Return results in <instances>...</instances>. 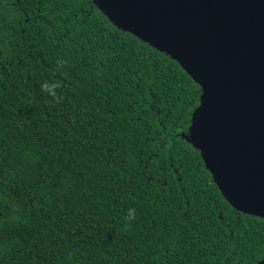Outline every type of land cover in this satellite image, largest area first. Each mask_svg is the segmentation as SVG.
Instances as JSON below:
<instances>
[{"label": "trees", "instance_id": "1", "mask_svg": "<svg viewBox=\"0 0 264 264\" xmlns=\"http://www.w3.org/2000/svg\"><path fill=\"white\" fill-rule=\"evenodd\" d=\"M201 86L93 0H0V264H259L189 140Z\"/></svg>", "mask_w": 264, "mask_h": 264}, {"label": "water", "instance_id": "2", "mask_svg": "<svg viewBox=\"0 0 264 264\" xmlns=\"http://www.w3.org/2000/svg\"><path fill=\"white\" fill-rule=\"evenodd\" d=\"M93 1L201 86L188 138L227 201L264 218V0Z\"/></svg>", "mask_w": 264, "mask_h": 264}]
</instances>
